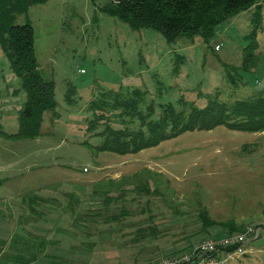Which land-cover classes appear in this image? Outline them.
I'll list each match as a JSON object with an SVG mask.
<instances>
[{
  "label": "rangeland",
  "instance_id": "rangeland-1",
  "mask_svg": "<svg viewBox=\"0 0 264 264\" xmlns=\"http://www.w3.org/2000/svg\"><path fill=\"white\" fill-rule=\"evenodd\" d=\"M103 1L47 0L16 17L32 25L40 73L54 86L55 110L35 138L17 136L25 97L0 48V264L160 262L172 257L168 242L193 244L227 227L264 228L263 132L217 127L117 155L95 151L101 139L87 131V107L100 88L144 87L162 104L183 96L203 106L223 86V64H241L248 13L219 26L208 44L199 37L168 44L153 30L132 31L96 13L93 4ZM261 27L258 65L238 97L264 89V15ZM176 56L183 57L177 71ZM203 208L212 224L200 232ZM149 220L166 223L158 235L168 233L136 242L133 231ZM184 230L193 236L172 241ZM228 264H264V231Z\"/></svg>",
  "mask_w": 264,
  "mask_h": 264
},
{
  "label": "trees",
  "instance_id": "trees-1",
  "mask_svg": "<svg viewBox=\"0 0 264 264\" xmlns=\"http://www.w3.org/2000/svg\"><path fill=\"white\" fill-rule=\"evenodd\" d=\"M46 1L0 0V48L13 73L19 78L20 91L25 97L18 111L19 138L40 135L44 115L53 112L56 107L53 83L46 81L40 73L33 27L29 23H16V17L27 13L31 6ZM93 7L96 13L121 22L132 31L153 30L168 44L182 39L193 42L196 37L208 44L219 26L240 14L248 13L250 24V30L244 36L246 45L241 50V64H223V86L207 94L203 106L195 101H187L183 96L174 102L171 98L162 104L161 100L155 101L156 95L150 97L144 87L125 92L100 88L87 107L91 115L87 120V131L101 139L100 145L94 147L95 151L117 155L137 154L186 132L211 131L217 127L234 132L264 133V89L246 92L238 97L240 89L249 88V77L258 65L257 35L262 30L264 0H104L99 5L93 4ZM181 57L175 58V71L183 63ZM155 84L160 86L161 82ZM160 89H156L155 94L160 93ZM106 198L104 202L107 203ZM124 212L120 211L121 214ZM198 217L203 223L200 232L205 231L212 224L207 210H200ZM111 218V221L115 220ZM161 220L156 223L149 220L147 227L135 229V241L144 240L147 235L156 238L166 235L168 232L162 235L155 232L158 226L166 224ZM132 226L124 225L130 229ZM143 229L146 232L141 236ZM227 229L225 235L240 230L233 227ZM190 232H175L172 241L178 239L176 237L181 233L192 237L193 233ZM168 243L174 247L170 250L172 256L184 253L192 245L180 239L177 243ZM158 258L148 257L145 264H158L157 260L153 261Z\"/></svg>",
  "mask_w": 264,
  "mask_h": 264
},
{
  "label": "built area",
  "instance_id": "built-area-1",
  "mask_svg": "<svg viewBox=\"0 0 264 264\" xmlns=\"http://www.w3.org/2000/svg\"><path fill=\"white\" fill-rule=\"evenodd\" d=\"M219 46H215L218 50ZM84 73V70H80ZM86 171V169H84ZM264 228L248 226L240 232L206 238L192 244L182 254L160 260L158 264H228L245 255V245L259 238Z\"/></svg>",
  "mask_w": 264,
  "mask_h": 264
}]
</instances>
